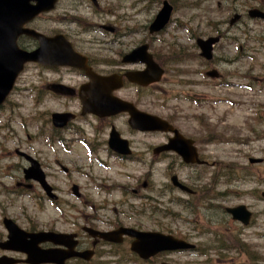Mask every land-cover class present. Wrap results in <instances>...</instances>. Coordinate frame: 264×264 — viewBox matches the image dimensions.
Here are the masks:
<instances>
[{"label":"rangeland","instance_id":"374dc122","mask_svg":"<svg viewBox=\"0 0 264 264\" xmlns=\"http://www.w3.org/2000/svg\"><path fill=\"white\" fill-rule=\"evenodd\" d=\"M168 1L173 6L171 22L164 32L154 37H149L145 28L158 11V2L141 0H96L97 6L92 0H62L54 12L37 20L35 25L43 31L71 33L79 42L99 40L101 50L109 55L108 51L115 45L106 42L113 38L90 31L92 23H101L103 18L119 29L121 47L129 49L140 42L149 44L150 51L165 67L166 75L157 86L143 91V106L153 114L173 119L182 133L196 139L198 149L210 163H221L215 168L221 169L218 181H212V184L210 178L214 173L209 174L208 170L213 171L214 167L199 171V181L193 175L196 171L181 169L174 172L188 186L199 184L202 190L213 188L216 194L213 192L211 196L217 199H211V203L208 200L212 210L197 209L195 214H190L181 205H176V198H188L167 188L172 173L165 169L168 157L157 163L152 176L147 179L151 170H147L146 165L138 168L119 165L108 159L103 151L89 154L75 136L64 137L70 142L68 147L44 149L36 134L47 113L60 111L61 107L50 100L35 103L29 87L42 86L57 76L29 67L16 81L6 109L0 111V219L8 217L23 229L69 233L78 216L94 215L77 213L96 210L98 220L109 219L113 214L100 213L113 210V203L120 198L119 186L139 187L145 198L140 201L130 199L128 195L126 207L132 214L142 217L137 221L140 226L171 228L182 233L189 230L187 226H196L197 222L204 225L199 222L201 214L203 219L216 223L215 226L220 225L222 232L229 233V240L224 243L234 241V250L222 252L227 264H264V201L260 198L264 191V138H260L264 137V23L244 17L237 29L225 35L215 47V60L206 69L196 60L193 52L198 53V50L192 48L195 38L191 39L213 36L218 29L225 31L227 25L223 23L232 10L244 16L249 8L264 5V0ZM171 44L175 50H171ZM222 60L226 62H220ZM211 68L225 73L222 81L229 85L217 87L215 80L204 78V71ZM185 96L198 103L186 100ZM12 106L14 118L8 117ZM90 122L94 125L92 120ZM88 133L90 137L93 134ZM165 140L161 134L136 135L132 137V147L148 158L150 148ZM17 150L41 163L49 183L53 182L63 196L59 205L64 210L39 199V190L32 183L30 191L23 190L21 170L26 164L16 156ZM250 158H261L263 162L252 165L248 163ZM55 159L68 169V173L58 174L56 180L48 171L55 168ZM143 181L149 183L146 189L139 186ZM16 183L20 187H16ZM72 184L80 188L81 202L71 195ZM159 190L162 194L158 199ZM153 198L157 202H152ZM153 204L156 205L154 215H142L149 212V206ZM220 205L221 212L216 210ZM237 205H245L252 212L253 222L248 227H241L226 215L225 208ZM124 222L125 225L132 223L130 220ZM189 232V236L195 238L193 242L199 241L195 232ZM239 241L247 247L245 253L237 255ZM94 261L93 264H101L98 258ZM203 261L192 255L181 257V264H201Z\"/></svg>","mask_w":264,"mask_h":264},{"label":"flooded vegetation","instance_id":"af4514ba","mask_svg":"<svg viewBox=\"0 0 264 264\" xmlns=\"http://www.w3.org/2000/svg\"><path fill=\"white\" fill-rule=\"evenodd\" d=\"M94 4L97 6L95 0H92ZM66 16L65 14H62ZM101 23H92L94 31L102 37L108 36L113 38V40H109L111 42H106L107 44L115 45L112 47L108 52L105 54L104 51L101 50L100 41L96 40H85V41H77L74 35L71 33L68 34L66 32L58 31L57 33L64 35L66 40L71 44L74 51L85 57L86 64L89 67V71L95 75L101 76H110L114 75L116 77L120 76L122 78V87L114 89L111 93L112 97L126 101L131 103L137 110L144 111L143 108V98H142V91L144 88L137 87L133 84L128 83L125 78L124 74L129 71H141L142 65L140 63H133V64H125L124 54L131 51L133 48L125 49L121 47V43L119 42L120 37L122 35H118L119 29L116 26L106 23V20L102 18ZM29 26L36 30H39L35 27L34 23H30ZM234 29H237V25L229 26V22L225 31L222 29H218L215 32V35L220 38L219 43L223 40L225 35H228L229 32H233ZM48 35H52L55 33L47 32ZM120 33V32H119ZM210 37V36H209ZM36 46V43L31 40H27L24 47L27 50H31ZM35 65V64H31ZM37 66V65H36ZM44 73H47L51 76H57V79L44 83L42 86H39V91L41 95L38 94L36 89H33L34 101L44 102L45 100L56 101L58 102L59 106L61 107L60 111L62 113H72L74 114L75 118L74 121L68 123V125L62 129H55L52 127L50 122V114L45 116L46 121L43 122V127L45 128V136L42 137V146L44 149H54L55 146L68 147L70 143L64 137L67 136H75L77 138H85L91 145L93 151H103L108 159L116 160V163L119 165H130L134 168L141 167L143 165L147 166V170H151L147 173V179L152 176V171L156 169L157 163L163 160L164 156L168 157L169 160L166 164L165 169L172 170V172H177L181 169L194 170L196 168L212 167L213 164L208 163V158L204 155V153L198 149L196 139L188 134H182L184 138L190 139L192 144L194 145L197 155L196 160L198 159L203 162V164H185L182 162L180 157L174 153H159L157 155H153V152L150 148L149 157L144 158L142 151L137 150L135 147H132V137L136 135L142 136V132H138L135 130L130 129L127 126V114L119 113L113 116L98 118L93 115H81L82 112V103L80 99V88L83 85H86L89 81L86 73L81 70L72 69L68 67H58V68H41ZM51 86H59L63 87L62 90L54 91ZM146 89V88H145ZM94 122V125L91 124L90 121ZM122 125V128L120 127ZM85 127V128H83ZM49 129V131H48ZM89 131L93 132L90 136ZM112 131H115L118 136L128 141L130 154L127 156L118 155L114 153L108 146L109 136ZM166 139L168 140L169 134H166ZM64 136V137H63ZM55 168L48 170L51 177H54L55 180L57 179V175L62 172L61 167L62 165L55 159ZM41 165V163H40ZM42 167V165H41ZM45 172V171H44ZM58 172V173H57ZM63 173V172H62ZM68 173V172H67ZM172 175V174H171ZM45 176L48 180V176L45 173ZM49 182V181H48ZM138 182V181H137ZM52 187L53 191L57 194V198L53 200L54 203H60L61 197H63L60 190L55 186V184L49 183ZM147 187L149 185L148 181H143L139 186ZM77 186V185H76ZM188 186V185H186ZM189 187V186H188ZM27 189H32L30 185H26ZM123 188V186H121ZM193 193L189 196L190 198H194L199 194V190L197 186L194 184L189 187ZM196 188V189H195ZM39 189V188H38ZM127 190V189H125ZM78 191V194H76ZM129 191L133 195V197L140 196L139 187L129 188ZM41 198L47 200L45 197L46 195L40 190ZM72 192V191H71ZM80 188L77 186V190L73 197H77L78 202L82 201V194L79 193ZM124 195V194H123ZM125 196V195H124ZM126 201L122 199L120 202L115 203L111 209L113 210H106V212H101L100 214H113L111 220L105 219L104 221L98 220L95 214H98L96 210H92L90 213H77V214H94V215H80L76 219L77 221L74 222L72 232L75 233L76 239L78 240L77 250H88L92 249L94 252V258H98L100 263L103 264H181V257H189L190 255L196 254L195 248L193 251H162L159 253H150L147 257L141 258L137 253L133 252L131 249V244L134 241V238L122 235L121 237H117L116 242H109L103 241L96 238H90L84 231V227H87L92 230L100 231V232H109V231H116L122 227L133 229L138 232H160L164 234H170L169 228L165 229H158V228H149L143 227L138 224L132 223L131 225H125L124 221L120 218L121 214H126L124 211ZM200 203V202H198ZM207 210H210L212 206L203 203ZM94 208L93 206H91ZM221 208L220 206H218ZM216 207V209L218 208ZM211 211V210H210ZM122 217V216H121ZM3 217L2 219H4ZM123 218V217H122ZM2 219H0V243L5 241L6 239V232L2 226ZM129 223V222H128ZM130 224V223H129ZM182 234L185 235L184 231ZM174 237L181 239V240H188L185 236H177L173 235ZM95 243V244H94ZM200 244L194 243V246H198ZM202 246V245H201ZM44 247H48L45 245ZM22 257L21 255H17L11 252H4L0 250V257Z\"/></svg>","mask_w":264,"mask_h":264},{"label":"water","instance_id":"95a60500","mask_svg":"<svg viewBox=\"0 0 264 264\" xmlns=\"http://www.w3.org/2000/svg\"><path fill=\"white\" fill-rule=\"evenodd\" d=\"M56 0H0V105L12 88L13 82L18 73L22 70L24 63L37 62L40 64H48L50 66H71L78 69H83L91 78L89 85L83 87L80 94L84 97H89L90 105L84 106V111L94 113L98 116H105L119 111H128L130 114L129 124L131 127L141 131H173L176 133L174 139L169 141V144L164 145L157 151L173 150L182 156L185 162L193 161L195 153L189 147V142L184 141L177 132L166 122L152 116L136 112L129 108L124 103L112 101L108 99L105 93V84L109 78H97L90 74L89 69L85 65V60L74 54L69 45L60 37L47 39L44 36L22 29V25L31 20L38 13L47 11L53 7ZM34 2L35 5H30ZM171 7L167 2H163V7L156 15L155 19L149 26V34L156 33L163 29L169 21ZM250 17L264 18V14L258 10L249 11ZM237 16L233 17L232 22L237 20ZM30 35L38 41L39 47L27 53L21 51L16 46V39L22 35ZM218 39L210 38L205 41L198 39L196 41L201 53L205 59L211 58V46ZM147 46H142L133 50L124 58L125 62H142L146 65V69L142 72L128 74V79L138 85L146 86L150 83L157 82L162 71L153 63L151 56L146 53ZM209 76H215L213 72L207 73ZM53 123L56 126L64 125L68 120L67 116L54 114L52 116ZM114 147H118L112 138ZM30 162V167L24 170V178L26 180H34L38 182L50 195V188L44 181V175L40 171L36 161L27 158ZM254 162V161H252ZM177 185L175 179L172 180ZM264 197V193H262ZM235 220H239L246 224L249 219V213L243 206H239L226 210ZM9 230V243L7 242L6 249L22 251L27 258L24 260L28 264H64L65 260L78 257L88 260L91 257V252L85 251L82 253L74 252L75 242L72 241L73 235L47 233L26 234L17 229L11 221L5 222ZM91 232V231H89ZM91 234V233H90ZM91 235H98L103 239H110L107 234L93 232ZM135 235V234H134ZM135 251L141 254L150 249L152 252L159 250H172L185 248L181 242H177L169 237L159 234H137L136 235ZM50 242L56 246H64L67 249L53 248L42 250L39 244ZM14 261H1L0 264H12Z\"/></svg>","mask_w":264,"mask_h":264},{"label":"trees","instance_id":"16d2710c","mask_svg":"<svg viewBox=\"0 0 264 264\" xmlns=\"http://www.w3.org/2000/svg\"><path fill=\"white\" fill-rule=\"evenodd\" d=\"M171 50H175L173 46H171Z\"/></svg>","mask_w":264,"mask_h":264}]
</instances>
